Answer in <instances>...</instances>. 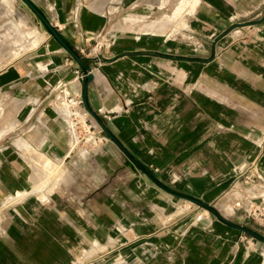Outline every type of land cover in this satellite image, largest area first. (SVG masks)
Masks as SVG:
<instances>
[{
	"label": "crops",
	"instance_id": "1",
	"mask_svg": "<svg viewBox=\"0 0 264 264\" xmlns=\"http://www.w3.org/2000/svg\"><path fill=\"white\" fill-rule=\"evenodd\" d=\"M32 1L91 67L87 102L126 149L170 188L264 235L227 195L244 166L264 173V0ZM25 6L39 40L0 69V264L71 263L83 224L66 203L83 197L95 200L83 208L95 231L115 221L127 231L95 264H264V242L163 190L109 137L85 162L71 153L61 103L85 74ZM98 33L113 43L93 53ZM43 168L58 171L45 180Z\"/></svg>",
	"mask_w": 264,
	"mask_h": 264
},
{
	"label": "rangeland",
	"instance_id": "2",
	"mask_svg": "<svg viewBox=\"0 0 264 264\" xmlns=\"http://www.w3.org/2000/svg\"><path fill=\"white\" fill-rule=\"evenodd\" d=\"M172 10V7L168 9L169 12ZM40 27V24L32 14L28 12L27 7L21 0H0V69L37 44L39 40L37 31ZM4 102L5 101L0 99V117L4 112ZM63 107L66 108L65 105H63ZM89 118L93 119L91 115H89ZM93 121L95 122L94 119ZM94 126H96L95 128L97 131L100 129L97 124H94ZM106 137L108 138V136ZM86 144L89 145V143L83 139V146ZM98 153H100V151ZM75 155L83 159V162L89 160L91 157H85L84 155L82 157L78 151L75 152ZM84 170L85 168H83V172ZM57 171L58 169L54 168H43L40 169V174L47 180L49 177H53ZM107 196L108 194L104 195L103 199L99 201V204L103 206L104 211L110 212L111 208L107 205L110 200L106 198ZM45 203L47 202L45 201ZM66 204V207L71 209L72 215L70 221L72 224H83V245L73 251L74 256L69 264H95L94 258L97 252L106 251V245L111 243L112 239H116L119 236L122 239H127V231L122 227L124 224L122 221H120L121 223L119 221L114 222L116 224L114 227L115 230L95 231L97 218L93 215L86 214L85 210L83 211V208H85L87 204L91 207L96 206L94 199L86 201L83 197L82 200L73 199ZM107 218L109 217H99V220L102 219V222L106 224L108 222ZM120 218L124 220L126 216H121ZM104 228H106L105 225ZM105 264H127V262L123 257L118 258L114 256Z\"/></svg>",
	"mask_w": 264,
	"mask_h": 264
},
{
	"label": "built area",
	"instance_id": "3",
	"mask_svg": "<svg viewBox=\"0 0 264 264\" xmlns=\"http://www.w3.org/2000/svg\"><path fill=\"white\" fill-rule=\"evenodd\" d=\"M87 41H93V53L109 48L113 39L106 33L91 34ZM80 52L89 56V50L83 47ZM76 80H82L83 74L77 70ZM68 109L67 131L71 138V153L78 151L83 157L92 156L105 146L107 137L97 131L93 119L84 107L82 89H75L61 103ZM83 139L89 143L83 146ZM231 202L228 205L234 213L240 211L246 220L264 225V173L256 162L240 169L233 184L227 191Z\"/></svg>",
	"mask_w": 264,
	"mask_h": 264
},
{
	"label": "water",
	"instance_id": "4",
	"mask_svg": "<svg viewBox=\"0 0 264 264\" xmlns=\"http://www.w3.org/2000/svg\"><path fill=\"white\" fill-rule=\"evenodd\" d=\"M41 20L45 28L49 31V33L62 45V47L69 53V55L77 61L80 65L83 73L85 74V82L83 85V101L85 105V109L87 112L93 117L98 126L107 134V136L119 147V149L132 161L139 169H141L150 179H152L159 187L173 196L185 199L190 201L204 209H207L211 213H213L216 217H218L222 222L238 228L239 230L251 235L253 238L264 242V235L243 225L237 224L227 217H225L218 209L212 206L205 201L193 197L191 195L176 191L166 184H164L148 167H146L143 163H141L134 155H132L126 147L117 139V137L112 133V131L105 124L103 119L89 106L87 102V86L89 82L93 79L94 74L92 73L91 67L86 63L85 58L81 56L73 47H71L67 41L63 38L58 29L51 23L49 18L45 15V13L32 1V0H22Z\"/></svg>",
	"mask_w": 264,
	"mask_h": 264
},
{
	"label": "bare ground",
	"instance_id": "5",
	"mask_svg": "<svg viewBox=\"0 0 264 264\" xmlns=\"http://www.w3.org/2000/svg\"><path fill=\"white\" fill-rule=\"evenodd\" d=\"M198 0H181V6L188 4L189 6L196 5Z\"/></svg>",
	"mask_w": 264,
	"mask_h": 264
}]
</instances>
